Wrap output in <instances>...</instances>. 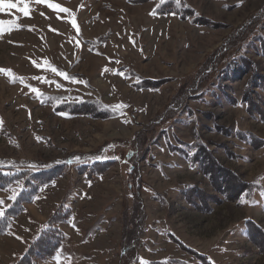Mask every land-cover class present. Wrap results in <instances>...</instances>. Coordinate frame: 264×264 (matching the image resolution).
<instances>
[{"label": "rangeland", "instance_id": "rangeland-1", "mask_svg": "<svg viewBox=\"0 0 264 264\" xmlns=\"http://www.w3.org/2000/svg\"><path fill=\"white\" fill-rule=\"evenodd\" d=\"M26 2L28 16L0 12V165L36 170L72 154L86 159L111 143L110 157L122 160L129 150L130 161L92 183L73 173L41 187L0 237V264L17 262L64 201L72 209L61 227L68 241L38 264H121L137 215L144 225L131 264H198L168 233L214 264H264V234L250 240L244 229L251 220L264 230V56L257 51L264 0ZM167 3L193 14H165ZM82 101L102 106L105 115L60 112ZM245 103L255 106L247 110ZM169 145L190 155L193 146L206 147L228 187L220 191L204 167H191ZM136 154L137 190L126 176ZM246 182L260 189L252 204L245 193L236 199ZM187 187L199 190L192 202L202 200V208L186 202ZM18 190L14 184L0 191L3 209Z\"/></svg>", "mask_w": 264, "mask_h": 264}, {"label": "trees", "instance_id": "trees-1", "mask_svg": "<svg viewBox=\"0 0 264 264\" xmlns=\"http://www.w3.org/2000/svg\"><path fill=\"white\" fill-rule=\"evenodd\" d=\"M164 6L169 7V9L163 11V13L168 15H175L182 18L183 15L188 14L187 12L193 14L192 11L182 12L177 9V7L174 8L170 3H167ZM159 13H162V11ZM258 48V53L264 56L263 38L260 39ZM244 64L250 67L249 62L245 61ZM244 64L242 66H244ZM255 79L259 80L257 75ZM151 82L152 81H145V83H147L145 84V86H147L148 84H152ZM246 106L247 110H250L255 105L253 103H247ZM60 112H72L77 116L85 115L95 118L101 114L105 115L106 111L102 109V106L100 107V105L93 101H82L72 105L66 104L64 106V109H62ZM108 116H105L103 118H106ZM250 138V143H253L254 140L252 136H250ZM107 146L105 148L102 147L100 151L97 152V154L87 156L86 159L81 158L80 156L77 157L76 155L72 154L66 156L64 159L61 160V162L45 166H38V169L36 170H31L29 168H19L15 167L14 165H0V191L8 189L14 184H17V186L19 187V190L16 192L15 199H12V201L7 204L6 207L3 209L5 212V216L3 218H0V237L6 235L9 232L14 218H16L20 213L24 212L26 204H29L34 200V198L39 193V189L41 187L52 184L57 178H60L61 176H64L66 174L72 175L73 173H78L80 175H84L87 182L92 183L95 181L96 178L102 176L107 170L113 167L115 163H118L120 168L126 169V167L128 166V162L130 161L129 150L126 151L124 159L118 160L113 157H110L114 153V150L111 149L113 143H111L109 147ZM119 146L123 147L126 145L121 144ZM135 146H137V144H132L133 148ZM192 149H194L193 155H190L186 150L179 149V147L177 146L169 145L168 148L170 153H175L184 157L191 167L196 166L198 169H200V167H204V170L206 172L205 175L207 177L212 176L210 180L213 181V183L215 182L217 186L219 184L218 189L220 191H223L225 187H228V183L223 180V177L220 175L222 171L217 170L218 166L215 165L214 162H212V158H210L207 154L209 151L206 149V147L205 149H203V147L200 146V148L198 149L196 146H193ZM104 151H106L107 156H110L107 157L102 155ZM141 159L142 157L136 154V158L134 159V161H132V165L126 171L128 187L130 189H132L133 186L136 187V190L141 189V181L138 177V174L136 173L137 163ZM75 162L78 164L74 165ZM242 185L244 187L242 190L240 188V192L237 190L239 193L237 192L238 195L236 196V199L240 200L242 194L245 193V201H247V203L249 204H252L255 192L260 191V189L253 185V183L246 182L242 183ZM195 191L196 188L189 187H187V189L181 190L182 194H184L186 198V202L194 206L196 209H199L202 208L199 206L203 205L201 202L202 200H199L198 202H192L193 196H196L197 194H195ZM196 192H199V190L197 189ZM220 197L223 201H227L228 193H223ZM220 203L221 201L217 204L220 205ZM262 209L264 211V202L262 205ZM135 210L137 209L135 208ZM71 217L72 209L64 201L51 213V215L46 219V221L40 226L39 230L32 237L22 255L14 264H38V262L41 263L52 259L56 252L68 241V236L62 230L61 226L67 225L70 222ZM136 218L137 224L135 225L138 227V229H135L136 231L132 230L129 234L133 236L132 240L129 239L127 241L126 238V240L124 241V245H122L123 258L126 260L121 264L134 263L135 258L137 257L139 235L143 230L141 225H144V223L143 219L138 217V215L136 216ZM244 229L247 238L250 240H253L256 235V232L258 235L259 233L264 234V230H262L263 228L259 224L251 220H248L246 223H244ZM251 229L254 231V235H252ZM167 237L169 241L176 245L190 258L198 262V264H214L213 261L207 255L199 253L196 250L187 247L176 237H174L171 233H168ZM260 250V247H258V251ZM170 263L189 264L188 262L179 260L170 261Z\"/></svg>", "mask_w": 264, "mask_h": 264}, {"label": "snow or ice", "instance_id": "snow-or-ice-1", "mask_svg": "<svg viewBox=\"0 0 264 264\" xmlns=\"http://www.w3.org/2000/svg\"><path fill=\"white\" fill-rule=\"evenodd\" d=\"M36 3H46V0H35ZM20 3H23L24 6L23 7H20ZM47 7L50 9V10H53V11H56V12H63V13H66L68 15H71V13L69 12V10L67 8H63L57 4H54V3H47ZM8 9H16L18 12H21L24 16H28L29 15V12H30V9L28 7V4L26 2V0H18V2H6V0H0V12L2 11H5V10H8ZM43 15V13H42ZM69 23L72 24V26L74 28L77 29V31H79L78 29V26L76 25V22L74 19L68 21ZM3 21H0V35L3 34L4 32V28H3ZM10 23V27L12 26L13 22H9ZM52 72L56 73L57 75L63 77L64 79H70V77L66 76V74L62 73V72H57V70L55 68H52L50 69ZM4 70L0 69V72H3ZM22 82V81H21ZM31 91L33 92H38V90L36 89H31ZM15 193H13L9 199H15ZM3 202L0 201V218H3L5 216V212L3 210Z\"/></svg>", "mask_w": 264, "mask_h": 264}, {"label": "bare ground", "instance_id": "bare-ground-1", "mask_svg": "<svg viewBox=\"0 0 264 264\" xmlns=\"http://www.w3.org/2000/svg\"><path fill=\"white\" fill-rule=\"evenodd\" d=\"M99 114H100V113H99ZM30 249H31V248H30ZM30 249H29V250H30Z\"/></svg>", "mask_w": 264, "mask_h": 264}, {"label": "crops", "instance_id": "crops-1", "mask_svg": "<svg viewBox=\"0 0 264 264\" xmlns=\"http://www.w3.org/2000/svg\"><path fill=\"white\" fill-rule=\"evenodd\" d=\"M62 227V226H61Z\"/></svg>", "mask_w": 264, "mask_h": 264}]
</instances>
